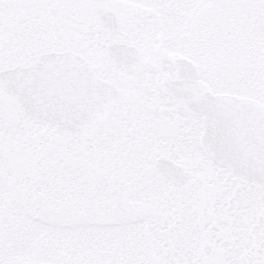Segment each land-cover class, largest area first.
Here are the masks:
<instances>
[{
  "label": "snow or ice",
  "instance_id": "obj_1",
  "mask_svg": "<svg viewBox=\"0 0 264 264\" xmlns=\"http://www.w3.org/2000/svg\"><path fill=\"white\" fill-rule=\"evenodd\" d=\"M0 264H264V0H0Z\"/></svg>",
  "mask_w": 264,
  "mask_h": 264
}]
</instances>
